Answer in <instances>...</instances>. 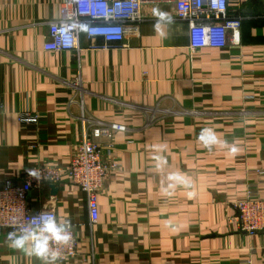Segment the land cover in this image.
<instances>
[{"label":"crops","instance_id":"1","mask_svg":"<svg viewBox=\"0 0 264 264\" xmlns=\"http://www.w3.org/2000/svg\"><path fill=\"white\" fill-rule=\"evenodd\" d=\"M60 1L0 0V184L21 183L29 165L65 167L82 110L126 128L114 134L123 166L106 178L94 225L85 192L66 178L55 193L48 181L29 192L31 209L51 207L77 232L79 254L59 264H240L248 255L264 264V229L228 221L264 167L263 1L231 0L243 15L238 44L191 50L175 4L144 2L139 30L120 42L83 24L77 48L44 49ZM26 110L37 120L20 121ZM205 128L219 140L211 148L199 139ZM0 264L41 262L0 234Z\"/></svg>","mask_w":264,"mask_h":264},{"label":"built area","instance_id":"2","mask_svg":"<svg viewBox=\"0 0 264 264\" xmlns=\"http://www.w3.org/2000/svg\"><path fill=\"white\" fill-rule=\"evenodd\" d=\"M262 1L264 12V0ZM144 2L175 4L177 16L189 24L191 50L223 47L241 41L243 15L231 10V0H61L60 15L49 22L43 48L53 51L77 48L83 24L86 25L88 35H102L107 43L120 42L127 31L139 30V21L143 17L141 5ZM18 119L31 122L36 121L37 116L26 110L19 112ZM80 119L82 135L65 167L51 164L29 165L24 169L21 183L5 179L0 184V234L7 237L14 230L10 225L15 218L28 220L42 211L56 215L51 207L31 209L28 196L32 188L40 187L44 181L56 182L62 178L79 185L85 192L89 225L98 221L99 193L109 172L123 166L115 154L114 134L117 130L125 129L126 125L98 121L92 116H86L84 110ZM150 119H155V115H151ZM254 173L257 177L249 179L244 197L234 201L236 213L228 219L239 230L248 233L264 229V196L260 192L264 167L254 169ZM71 232L73 241L64 250L63 260L79 254V238L72 223ZM239 263L253 264V260L248 255L240 259Z\"/></svg>","mask_w":264,"mask_h":264},{"label":"clouds","instance_id":"3","mask_svg":"<svg viewBox=\"0 0 264 264\" xmlns=\"http://www.w3.org/2000/svg\"><path fill=\"white\" fill-rule=\"evenodd\" d=\"M199 139L209 148L219 143L213 130L207 128ZM230 151L235 154L237 149L233 146ZM10 226L14 230L7 236L9 247L35 257L41 264H59L73 241L70 221L49 212L42 211L28 220L15 218Z\"/></svg>","mask_w":264,"mask_h":264},{"label":"water","instance_id":"4","mask_svg":"<svg viewBox=\"0 0 264 264\" xmlns=\"http://www.w3.org/2000/svg\"><path fill=\"white\" fill-rule=\"evenodd\" d=\"M49 186H50V191H51L52 193H55L56 190H57V186H56V184H55L54 182H51V183L49 184Z\"/></svg>","mask_w":264,"mask_h":264}]
</instances>
